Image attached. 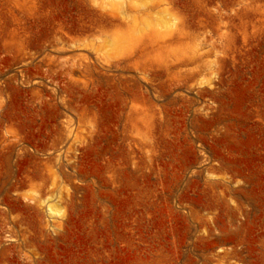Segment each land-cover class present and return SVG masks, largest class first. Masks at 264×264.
Wrapping results in <instances>:
<instances>
[{
	"label": "rangeland",
	"instance_id": "1",
	"mask_svg": "<svg viewBox=\"0 0 264 264\" xmlns=\"http://www.w3.org/2000/svg\"><path fill=\"white\" fill-rule=\"evenodd\" d=\"M0 264H264V0H0Z\"/></svg>",
	"mask_w": 264,
	"mask_h": 264
},
{
	"label": "bare ground",
	"instance_id": "2",
	"mask_svg": "<svg viewBox=\"0 0 264 264\" xmlns=\"http://www.w3.org/2000/svg\"><path fill=\"white\" fill-rule=\"evenodd\" d=\"M132 4H134V3H132ZM119 14L121 15L122 18H123V16L126 17L125 15H123V14H124L123 12H119ZM125 14H126V13H125ZM122 15H123V16H122ZM159 22H160L161 25H157L156 27H160L159 30L162 29L163 31L161 32V31H159V30H155L154 32H152L153 35H154V34H156V35H160V32H161V33H164V32H166V30L169 29V26L167 25V23H164V22H161V21H159ZM148 27H149V25L146 24L145 28H148ZM145 28H144V29H145ZM48 212H49L50 214L53 213L52 207L48 206Z\"/></svg>",
	"mask_w": 264,
	"mask_h": 264
}]
</instances>
